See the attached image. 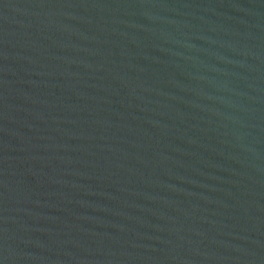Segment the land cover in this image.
Instances as JSON below:
<instances>
[{"label": "water", "instance_id": "water-1", "mask_svg": "<svg viewBox=\"0 0 264 264\" xmlns=\"http://www.w3.org/2000/svg\"><path fill=\"white\" fill-rule=\"evenodd\" d=\"M0 264H264V0H0Z\"/></svg>", "mask_w": 264, "mask_h": 264}]
</instances>
